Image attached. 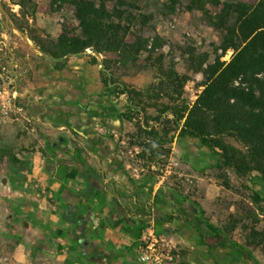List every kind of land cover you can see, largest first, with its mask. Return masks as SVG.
I'll use <instances>...</instances> for the list:
<instances>
[{
	"label": "rangeland",
	"instance_id": "rangeland-1",
	"mask_svg": "<svg viewBox=\"0 0 264 264\" xmlns=\"http://www.w3.org/2000/svg\"><path fill=\"white\" fill-rule=\"evenodd\" d=\"M116 1L106 0L107 9ZM124 1L135 8L120 34L136 46L74 55L68 43L83 34L71 4L0 0V213L18 208L20 188L10 192L8 182L46 179L51 161L62 165L56 159L74 149L140 219L141 234L128 245L135 262L142 235L163 219L169 264H194L196 243L228 249L216 246L224 242L256 259L229 248L230 264H264V200L245 186L264 197V176L240 174L221 149L183 130L187 111L235 54L223 39L239 23V3L258 0ZM223 137L248 149L239 135Z\"/></svg>",
	"mask_w": 264,
	"mask_h": 264
},
{
	"label": "crops",
	"instance_id": "crops-1",
	"mask_svg": "<svg viewBox=\"0 0 264 264\" xmlns=\"http://www.w3.org/2000/svg\"><path fill=\"white\" fill-rule=\"evenodd\" d=\"M76 154L72 149L56 159L62 165L51 161L48 179L8 182L10 192L18 187L21 193L15 212L0 213V264H139L128 245L141 234L140 219L118 205L96 169ZM80 154L86 158L92 151L84 147ZM60 171L66 176L53 174ZM228 250L196 243L190 259L230 264Z\"/></svg>",
	"mask_w": 264,
	"mask_h": 264
},
{
	"label": "trees",
	"instance_id": "trees-1",
	"mask_svg": "<svg viewBox=\"0 0 264 264\" xmlns=\"http://www.w3.org/2000/svg\"><path fill=\"white\" fill-rule=\"evenodd\" d=\"M73 6L83 37L71 39L68 48L78 52L91 47L94 51L122 50L136 44L124 41L135 5L124 0L108 10L106 0H64ZM171 4L175 0H168ZM168 5V4H167ZM239 23L223 39V49L233 48L234 56L211 78L187 111L183 130L199 137L209 148H219L228 155L230 164L242 175L257 170L264 176V0L240 2ZM110 88H113L109 85ZM184 117L181 115L180 119ZM252 119V122L248 121ZM239 135L248 149L229 143L223 135ZM255 202L261 194L245 185ZM156 231L167 233L166 222L156 220ZM237 252H247L236 242L218 243Z\"/></svg>",
	"mask_w": 264,
	"mask_h": 264
},
{
	"label": "built area",
	"instance_id": "built-area-1",
	"mask_svg": "<svg viewBox=\"0 0 264 264\" xmlns=\"http://www.w3.org/2000/svg\"><path fill=\"white\" fill-rule=\"evenodd\" d=\"M142 238L144 241L136 255L139 264H169V256L163 248V237L153 226Z\"/></svg>",
	"mask_w": 264,
	"mask_h": 264
},
{
	"label": "water",
	"instance_id": "water-1",
	"mask_svg": "<svg viewBox=\"0 0 264 264\" xmlns=\"http://www.w3.org/2000/svg\"><path fill=\"white\" fill-rule=\"evenodd\" d=\"M41 52L42 53H44V54H46V52L44 51V50H41ZM81 52H76V53H74V55H77V54H80ZM48 57H50V58H53V59H58V57H55V56H52V55H47ZM100 63L102 64L103 63V61L102 60H100ZM3 183L4 184H6V179L5 178H3Z\"/></svg>",
	"mask_w": 264,
	"mask_h": 264
}]
</instances>
